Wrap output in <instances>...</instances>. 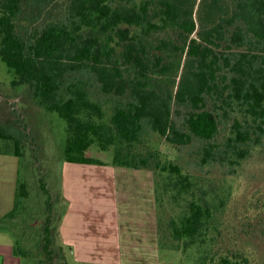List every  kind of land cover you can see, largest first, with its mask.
Masks as SVG:
<instances>
[{"label":"trees","instance_id":"trees-1","mask_svg":"<svg viewBox=\"0 0 264 264\" xmlns=\"http://www.w3.org/2000/svg\"><path fill=\"white\" fill-rule=\"evenodd\" d=\"M26 1L0 0V60L12 75L11 86L26 87L37 106L65 121V162L105 165L91 149L104 153L112 148L108 165L153 172L155 202L161 191L171 193L175 202L187 199L186 209L171 221L172 234L175 240L194 241L212 211L206 200L195 197L191 175L157 154H137L133 147L148 126L171 145H187L193 137L206 141L202 161L208 162L217 154L210 142L219 131L220 115L235 108L240 115L223 144L227 158L237 164L261 143L264 0H68L65 20L33 32L21 24ZM79 74L91 76L102 94L129 93L130 100L118 102L106 119L102 103L91 97ZM173 105L186 110L182 127L173 121ZM0 139L13 147L0 154L18 158L25 142L34 141L23 130L2 124ZM41 189L48 214L40 247L51 264L63 245L44 182ZM28 198L26 182L17 178L14 205L0 217V231L13 236L10 224L24 213ZM13 253L27 255L17 240ZM209 264L252 263L235 253L221 254Z\"/></svg>","mask_w":264,"mask_h":264},{"label":"rangeland","instance_id":"rangeland-1","mask_svg":"<svg viewBox=\"0 0 264 264\" xmlns=\"http://www.w3.org/2000/svg\"><path fill=\"white\" fill-rule=\"evenodd\" d=\"M67 2L68 0H27L23 5L21 24L24 29L33 32L49 23L65 20ZM76 77L77 75L72 79ZM79 78L88 84L91 97L102 103L106 119L110 118L113 107L118 102L127 103L130 100L129 93L123 97L102 94L89 75L79 74ZM11 80L12 75L0 60V124L11 130H23L26 135H32L34 141H26L22 146V158L13 155L0 157V213L14 205V197L7 192V177L15 171L16 176L26 182L29 191L24 213L10 224L13 241L17 240L19 247L27 253L24 259L19 257V261L21 264H48L40 247L44 215L48 214L45 203L47 196L41 189V182L47 186L55 217L61 220L67 210L65 198L62 197L63 173L66 167H71L79 174L78 172L88 170V166L63 160L65 121L55 112L37 106L32 101L29 90L26 87H12ZM172 110L174 123L182 127L185 108L173 105ZM221 115L219 131L210 142L217 154L208 162L202 161L206 141L193 137L187 145H171L148 126H144L140 141L133 147L137 154H157L162 160L179 165L184 173L191 175L195 183V197L206 200L212 211L205 229L194 241L175 240L171 221L179 218L186 209L187 199L179 198L175 202L170 197L171 193H159V200L155 202L159 244L161 252L165 254L163 261L166 264H209L211 259H216L221 254L235 253H242L252 264H264V136L260 144L251 146L250 154L245 160L233 164L232 159L227 158L223 151V144L231 136L230 126L240 113L235 108L228 110L226 117ZM20 119L26 124V131ZM12 150L10 142L0 139V152ZM91 153L105 165L112 162V148L103 153L93 147ZM90 176L93 182L85 191L83 189V195L76 194V204L81 205L82 209H85L82 204L87 205L88 209L91 207L93 211L90 210V213H103L105 207H101L102 205L113 204L111 194L105 191V181L101 180L100 174ZM158 179L161 183L162 178ZM153 180L155 181L154 174ZM76 181L83 183L78 177ZM5 198L9 199L8 203ZM107 210L111 213V209ZM52 260L51 264H81L74 262L65 246L60 250L56 249Z\"/></svg>","mask_w":264,"mask_h":264},{"label":"crops","instance_id":"crops-1","mask_svg":"<svg viewBox=\"0 0 264 264\" xmlns=\"http://www.w3.org/2000/svg\"><path fill=\"white\" fill-rule=\"evenodd\" d=\"M5 156L0 154V157ZM83 166H88V170L77 174L75 169L66 167L63 173L62 197L67 210L57 227L59 243L69 249L74 262L166 264L159 244L152 172L111 165ZM92 174L101 175L105 191L111 194L113 204L102 205L105 207L103 213H90V210L93 211L91 207L88 209L82 204L85 208L82 209L76 204L77 195H83V189L85 191L87 186H91ZM76 176L83 183H76ZM17 178L15 171L7 177V192L14 198ZM5 201L8 203L9 199L5 198ZM11 209L1 212L0 217ZM107 209H111V213ZM13 247V236L7 231H0V264H21L19 257L13 253Z\"/></svg>","mask_w":264,"mask_h":264}]
</instances>
